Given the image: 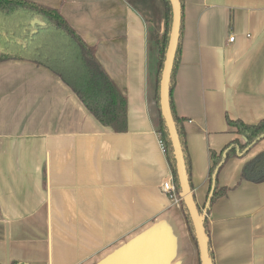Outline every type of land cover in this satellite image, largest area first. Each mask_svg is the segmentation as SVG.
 I'll return each mask as SVG.
<instances>
[{"label":"crops","instance_id":"1","mask_svg":"<svg viewBox=\"0 0 264 264\" xmlns=\"http://www.w3.org/2000/svg\"><path fill=\"white\" fill-rule=\"evenodd\" d=\"M23 1L57 10L95 49L127 130L102 127L48 69L0 63V264H201L181 203L161 191L173 176L155 102L162 1ZM175 80L213 264H264V180L243 177L247 165L264 176V139L223 165L228 191L208 211L212 153L246 143L228 119H264V0H184Z\"/></svg>","mask_w":264,"mask_h":264},{"label":"trees","instance_id":"2","mask_svg":"<svg viewBox=\"0 0 264 264\" xmlns=\"http://www.w3.org/2000/svg\"><path fill=\"white\" fill-rule=\"evenodd\" d=\"M161 1L165 10L166 29L162 36L154 37V44L157 46L159 54V66L155 81V102L159 110L158 131L180 194L174 151L160 110L159 84L172 25L171 4L169 0ZM180 3L182 20L180 40L170 86V105L184 153L189 183L193 190L192 169L186 143V133L182 121L175 113L172 101L184 28V0H180ZM36 20L39 23H34ZM8 61H26L48 69L76 94L83 106L102 127L114 133L126 132V98L98 63L95 49L83 42L57 10L37 6L23 0H0V63ZM228 124L236 128L239 135L245 137L246 143L244 145L234 143L220 154L212 153L213 165L210 170L212 192L209 197L208 211L212 204L225 196L228 191L225 188H220L218 183V174L223 165L229 159L245 154L260 140L264 139V119L257 125H247L242 121H231L230 119H228ZM261 157L264 158V155ZM250 170V165H247L244 171V178L255 181L264 180V176L255 179L251 178ZM181 207L191 236L196 243L194 227L189 212L183 202H181ZM200 213H202L201 210ZM205 228L209 238L206 221ZM209 250L211 257H213L210 241Z\"/></svg>","mask_w":264,"mask_h":264},{"label":"water","instance_id":"3","mask_svg":"<svg viewBox=\"0 0 264 264\" xmlns=\"http://www.w3.org/2000/svg\"><path fill=\"white\" fill-rule=\"evenodd\" d=\"M169 2L172 7V25L159 84L160 110L173 147L177 177L180 186V196L189 212L194 227L201 264H213V259L209 250V238L205 228L206 213H200L195 202L193 191L189 183L182 145L171 111L170 86L180 40L182 11L180 0H169ZM34 23H39V21L36 20ZM260 166H264V163H258L256 168Z\"/></svg>","mask_w":264,"mask_h":264},{"label":"built area","instance_id":"4","mask_svg":"<svg viewBox=\"0 0 264 264\" xmlns=\"http://www.w3.org/2000/svg\"><path fill=\"white\" fill-rule=\"evenodd\" d=\"M235 37H231L230 41H234ZM163 145V149H164V144L161 143ZM161 191L163 194L167 195L169 197V199L175 203H181L182 202V198L177 190L175 181H174V177L173 176H167L162 183L161 186Z\"/></svg>","mask_w":264,"mask_h":264},{"label":"rangeland","instance_id":"5","mask_svg":"<svg viewBox=\"0 0 264 264\" xmlns=\"http://www.w3.org/2000/svg\"><path fill=\"white\" fill-rule=\"evenodd\" d=\"M166 24V23H165ZM152 29L154 30V33H157V29L155 26L152 27ZM165 29H166V25L164 26H161V29H158V32L157 34H159V36H162L165 32ZM154 43H155V39H153ZM252 166V165H251Z\"/></svg>","mask_w":264,"mask_h":264},{"label":"flooded vegetation","instance_id":"6","mask_svg":"<svg viewBox=\"0 0 264 264\" xmlns=\"http://www.w3.org/2000/svg\"><path fill=\"white\" fill-rule=\"evenodd\" d=\"M259 168H260V169H262V168H263V166H260Z\"/></svg>","mask_w":264,"mask_h":264}]
</instances>
